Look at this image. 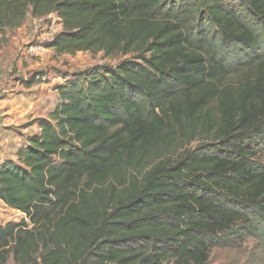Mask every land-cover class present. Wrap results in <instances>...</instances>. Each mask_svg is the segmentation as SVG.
<instances>
[{"label": "trees", "instance_id": "1", "mask_svg": "<svg viewBox=\"0 0 264 264\" xmlns=\"http://www.w3.org/2000/svg\"><path fill=\"white\" fill-rule=\"evenodd\" d=\"M52 14L56 55L130 57L75 73L0 166L26 215L0 226V264H209L264 242V50L235 67L206 51L264 49V0H0V34Z\"/></svg>", "mask_w": 264, "mask_h": 264}, {"label": "rangeland", "instance_id": "2", "mask_svg": "<svg viewBox=\"0 0 264 264\" xmlns=\"http://www.w3.org/2000/svg\"><path fill=\"white\" fill-rule=\"evenodd\" d=\"M26 26H28L29 29V36L23 37L21 49L13 45L16 52L13 54L15 56L17 55V59L16 62L9 64V68L13 66L14 69L17 63L20 62L21 67L23 65L22 69H26L31 73L44 71L42 72L43 74L41 73L42 76L39 75L40 73L37 75L38 77L41 76L40 80H37L40 84L50 83L51 79L62 80L63 76L64 80H66L65 83H67L74 79L73 75L75 73L91 71L98 67H115L121 61L130 57L118 56L116 58H106L104 53L95 55L89 52H79L76 55H56L54 49H52L50 45L55 36L63 30V26L58 16L55 14L45 19H33L29 16ZM14 33L17 34V31ZM204 45L206 44L204 43L203 46ZM7 46L8 45L5 44V47ZM32 47H40L41 50L32 54L29 52V49ZM263 50V48H260L259 51L251 53L245 49L237 48L231 43H222L218 38L211 47L206 48L208 54L215 52L216 55L220 56L230 67H235L255 59L258 55L262 54ZM3 54H5V51L2 52L1 55ZM48 71L50 75L45 73ZM17 72H20V69L14 71L13 75L17 76ZM242 77L243 76L237 75L230 79V83L236 84ZM52 99L53 102L57 104L59 100L57 94ZM197 144L198 142H195L192 144L191 148H194ZM255 161L264 164V153L259 154L257 158H255ZM15 211L16 210H12L0 200V226L5 227L9 223L19 224L25 221L26 216L21 212L17 213V211ZM4 264L17 263L14 261L13 255L10 254L7 262ZM209 264H264V242L258 238L247 237L243 240L235 238L226 246L213 248Z\"/></svg>", "mask_w": 264, "mask_h": 264}, {"label": "crops", "instance_id": "3", "mask_svg": "<svg viewBox=\"0 0 264 264\" xmlns=\"http://www.w3.org/2000/svg\"><path fill=\"white\" fill-rule=\"evenodd\" d=\"M28 30L25 24L17 30L0 34V166L7 161H16L20 148L26 146L30 138L40 135L42 121L48 119L59 102L54 103L52 98L58 96L57 89L66 81L63 76L62 80L51 79L50 83L40 84L37 80L44 71L31 73L22 69L20 62L14 69L13 66L9 68V64L17 59L13 45L21 49L23 37L29 36ZM4 51L5 54L1 55ZM17 69L20 72L14 76ZM45 73L50 75L49 71Z\"/></svg>", "mask_w": 264, "mask_h": 264}, {"label": "built area", "instance_id": "4", "mask_svg": "<svg viewBox=\"0 0 264 264\" xmlns=\"http://www.w3.org/2000/svg\"><path fill=\"white\" fill-rule=\"evenodd\" d=\"M41 49H40V47H38V48H35V47H32L31 49H29V52L30 53H37L38 51H40ZM12 210H14V209H12ZM17 211V213H19V212H21V211H18V210H16ZM15 211V212H16ZM22 213V212H21ZM25 215V214H24ZM26 216V215H25Z\"/></svg>", "mask_w": 264, "mask_h": 264}]
</instances>
